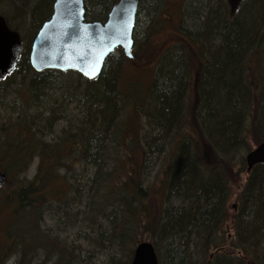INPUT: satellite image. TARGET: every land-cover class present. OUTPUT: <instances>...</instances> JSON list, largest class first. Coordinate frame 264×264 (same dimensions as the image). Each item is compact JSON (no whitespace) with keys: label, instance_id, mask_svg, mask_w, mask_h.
I'll return each mask as SVG.
<instances>
[{"label":"trees","instance_id":"16d2710c","mask_svg":"<svg viewBox=\"0 0 264 264\" xmlns=\"http://www.w3.org/2000/svg\"><path fill=\"white\" fill-rule=\"evenodd\" d=\"M117 1L100 0V11L96 13L95 9L90 10L87 0V18L104 20ZM226 1L221 5L216 0H197L190 9L195 27L204 39L193 40L185 35V27L181 29L187 51H199L198 55L190 54L193 58L199 56L200 61L196 92L201 100L198 98L194 112L188 102L196 78L192 74V58L188 53L183 61L176 55L178 48L166 49L160 55L151 86L154 94L149 129L142 133L144 162H137L135 155L138 136L134 133L141 120L139 107L133 101L135 118L130 123L119 118L125 108L117 88L120 64L115 57L127 59L120 49L109 56L100 77L86 80L85 89L78 91L76 101L83 99L87 107L63 134L46 140L40 128L35 130L27 123L7 127L0 118V138L12 159V166L5 173L14 175L23 164L29 167L28 159H39L35 180L20 184L8 199L18 204L15 225L10 228L15 239L10 243L17 241L21 262H32L41 251V255L52 254L56 264H91L81 260L79 251L83 243L76 245V241L69 243L67 237H50L42 226L39 230L44 221V205L50 203L46 207L51 212H63L62 217L69 216L73 225L84 224L85 228L79 226L76 239L90 243V253L108 258L105 264L108 260L110 264H131L136 246L143 241L152 242L159 257L164 255L166 264H197L193 263L195 258L201 260L199 264H264V164L255 167L242 189L243 196L247 195L249 224H243L242 215H237L239 238L232 243L224 228L229 220L230 170L238 162L244 168L242 158L237 157L241 148L243 153L254 148L248 143L251 127L238 128L249 98L245 87L251 89V82L246 80L250 62L261 60L264 69V0L249 4L233 22L229 20ZM54 2L23 0L17 5V12L22 21L30 22L29 31L36 35L52 15ZM251 46L254 51L246 54ZM183 62L190 71L185 89ZM20 69L25 74L19 82L16 77L18 72L22 73ZM63 77L65 74L58 70L36 72L28 52L6 81L22 91L25 98L28 96L31 106L47 109V103L68 86ZM181 109L183 118L176 124ZM52 111L50 119L65 118ZM30 113L24 117L28 119ZM247 117L252 126L253 121ZM192 118L196 124L191 127ZM174 123L176 126L170 131ZM262 126L258 128L255 146L264 141V123ZM167 135V144L173 147L172 156L161 185L154 191L148 184L145 165ZM232 145L233 149L226 150ZM57 180L64 183L65 190L61 186L48 188ZM19 222L22 227L18 231ZM242 230L247 237L241 236Z\"/></svg>","mask_w":264,"mask_h":264},{"label":"rangeland","instance_id":"374dc122","mask_svg":"<svg viewBox=\"0 0 264 264\" xmlns=\"http://www.w3.org/2000/svg\"><path fill=\"white\" fill-rule=\"evenodd\" d=\"M22 1L23 0H0V13L6 15L9 18L12 26L14 28L17 27V30L21 32L23 36L24 50L25 53H27L29 50V46L31 45L34 38L35 32H33V30L29 31L30 22L22 21V19L20 18V13L17 12V5L20 6ZM252 1L245 0L241 5L240 11L235 14L234 17L231 16L230 12L228 11L229 20L232 22L235 21L237 17H240L239 15L241 14V12H243V9L249 7L250 3V5H253L254 3H257L261 0H254L255 2L253 4ZM99 2L100 0H88L90 10L93 11V9H95L96 13L99 12L100 8L97 7V3ZM188 2V7H183L181 5V0H144L142 16L144 20L147 19L149 21V32L151 33L150 36L147 37L146 40L142 38V41L139 42V47L135 50L136 57L134 59L120 60V55L115 57L116 60L118 59L117 62H119L120 64V67L119 65H117L120 69L117 70V88L120 91V96L123 97L122 99L124 101H122L121 99V104L125 108L124 113L121 112L119 118L122 121L125 119L128 120V123H130L132 119L135 118V114L133 115L131 109L133 101L136 106L139 107L141 112V120H138V127L134 133V136L136 133L138 136L136 147L137 151L135 155L137 158V162L139 163L144 162V154L143 150H141L143 149L142 133H144L145 130L147 131L149 129V112L151 107V99L154 94L151 92V86L154 79L155 69L159 63V57L166 50V48H168L172 44H174L175 50H185L187 46L181 37V26L186 25L185 27L189 28L190 24L195 25L194 20L191 17L192 14H190V9L196 6L197 0H189ZM226 2L228 3V0ZM153 3L156 4L151 5ZM183 13H186L188 15L186 19H182ZM172 16H174V19L172 18ZM263 28L264 27H262V29ZM198 52L199 51H197L196 49H188L189 55L191 53L192 55H198ZM191 58V67L193 71L192 74L196 76L199 70V56L196 58ZM251 60L252 58H250V61ZM250 64L251 70H249V77L246 78V80L252 83H250V91L252 95L249 96L248 94L249 98L246 104L247 107H245V109H249L247 118L253 121L252 126L251 121H248V125L252 129L248 138V143L255 147L254 143L256 139H258L257 131L260 130L258 128L263 127L262 124L264 123V116L262 114H259V110L263 107L264 104V69H262L263 62L261 60L259 63H257V61L255 63L254 60V62H250ZM20 70L22 71V73L19 74L18 72L16 77L19 82L22 81L25 74L23 69ZM64 74L65 77H63L62 81L64 83H67L68 81V86H66L65 91L61 90L56 94L53 102L47 103V107L49 109H44V107H37L35 105L31 106L30 101L27 98L28 96L25 98L22 91L18 90V88H15V86L7 84V79L0 80V118L2 120L1 122H3L2 125H7V127L11 126V128H13L15 125L17 126L21 123L31 124L35 130H37V128H40L42 130L46 137V140H51L52 138L57 137L58 134H63L64 129L70 128L71 124L76 122V119L82 115V112L87 107H85L83 99V102L76 101L78 91L81 92L83 89H85L84 86L87 85L86 79L83 77H78L76 73ZM197 79L198 76H196L194 80V89L193 91H191V94L188 98L191 112H194L196 102L199 98L196 92V84L197 82H199ZM74 82L77 83L76 86V83ZM76 87H78V90L76 89ZM98 87L99 84L97 86V89ZM253 87H255L254 90H252ZM199 100L201 99L199 98ZM127 102H129L130 104ZM197 104L199 107H201L202 102ZM51 111L55 115H62L61 117L65 118L55 120L57 118L56 116L55 118L51 117L52 119H50L49 116L51 114ZM26 113H30L28 119L24 117L27 115ZM32 121H35V123H33ZM190 124L192 127V125L196 124V120L192 118L190 120ZM168 138L169 135L165 136V142L155 149V152L148 158V165H145V175L148 178V184L152 185V190L154 191L161 185V181L165 174L164 172L167 170L169 161L172 156L173 147L167 144ZM0 145L3 146L2 138H0ZM3 148V150H0V169L3 172H6L7 168L9 166H12V159L11 157L9 158L4 146ZM243 150L244 149L241 148V152L237 154V157L240 156V160L242 158L241 155L245 154H242ZM234 161H236V159ZM28 162L30 163L28 168H26V165L23 164L22 166H20L23 167L21 168L22 171H17L16 173H14V175L12 174V172H10L9 174L6 173L8 176L6 181L7 184L5 183V185H3L0 190V264H56L55 257L52 256V254L47 253L41 255V251L37 252V254H39L40 256L34 257V260L32 262L31 260H29L28 262H21V253L19 251V248H17L16 246L17 241L12 245L10 243L14 242L13 240L15 239L14 232L10 231V228L15 225V213L18 204L16 203V200L13 199L9 201L8 199L10 195L13 194V190L16 189L20 184L35 180L39 159L38 157L32 159L31 161H29L28 159ZM89 169L87 172H89ZM21 173L24 174L21 175ZM20 177L25 180L21 181ZM230 180V194L227 201L229 220H227L224 226H226L229 221L226 229V237L229 239V243H232L234 242V240H237L239 238L235 224L237 223V215L241 214L239 211L233 210L232 206L234 204L240 205L242 203V189L245 187L248 180L247 174L239 162L232 171L230 170ZM60 186L62 187V190L66 189V186L60 180L50 183V185H48V188L51 190L52 188L56 189ZM63 193H65V191H63ZM60 195L62 194H59V196ZM47 205H49L50 207V203H45L44 205L45 208L41 215L44 221L41 222L39 230L41 231L42 226V229L49 231V233H47L50 235V237L57 236L61 239L67 237L69 243L70 241H76V245H80L79 242L83 243L84 246L81 247L82 249L79 251V253L81 260H83L84 263L89 262L91 264H105V261L108 258L104 260V257L102 255L99 254L96 256V254L90 253L88 247L90 243L76 239L78 230H80L79 226L82 225L85 228L84 224L73 225L68 218L69 216L66 215V217H62L63 212H60V214L56 211L51 212L52 210L48 209L46 207ZM17 219H19V217H17ZM22 220H25L24 216ZM20 227H22V224L19 222L16 226V229L19 231ZM18 231L16 232L18 233ZM242 234V237L248 236V234H246L244 230H242ZM18 236L20 237V234H18ZM160 258L161 264H166L164 255H161ZM200 261L201 260L196 258L195 260L193 259V263L196 262L197 264H199L201 263ZM253 263L255 264V262ZM106 264H110V261L108 260Z\"/></svg>","mask_w":264,"mask_h":264},{"label":"water","instance_id":"95a60500","mask_svg":"<svg viewBox=\"0 0 264 264\" xmlns=\"http://www.w3.org/2000/svg\"><path fill=\"white\" fill-rule=\"evenodd\" d=\"M139 2L120 0L103 23L86 20L85 0H56L51 18L43 24L32 44V66L38 72L74 70L94 80L102 74L107 58L117 47L133 58ZM21 47L20 33L11 29L6 18L0 15V78L16 67ZM93 72L95 75H91ZM262 163L264 141L248 154V171ZM5 179V173L0 171V187ZM131 264H160L153 243L144 241L138 244Z\"/></svg>","mask_w":264,"mask_h":264},{"label":"bare ground","instance_id":"6f19581e","mask_svg":"<svg viewBox=\"0 0 264 264\" xmlns=\"http://www.w3.org/2000/svg\"><path fill=\"white\" fill-rule=\"evenodd\" d=\"M252 1V0H251ZM253 2H255L254 0L252 1V3ZM221 2L219 1L218 2V4H220ZM251 4V3H250ZM221 5H222V3H221ZM264 31V28L262 29V32ZM264 34V33H263ZM185 35L187 36V37H189V38H191V39H193V40H200V39H203V36L202 35H200V33H199V31L197 30V29H191V30H187L186 32H185ZM254 46V45H253ZM252 48V46L249 48V50L246 52V54H248V53H250V52H253L254 51V48L253 49H251ZM177 54H178V56L179 57H181L182 59H183V61H184V58L185 57H187V54H188V51L185 49V50H182V49H180V50H178L177 51ZM183 64H184V67H185V77H186V79H185V85H184V89H185V86H186V84H187V80H188V78H189V76H190V71H189V68H188V65L186 64V63H184L183 62ZM245 90H246V92H247V94H249V91H248V89L245 87ZM247 107V106H246ZM263 109L264 108H261L260 110H259V114H262V112H263ZM244 113H243V115H242V117H241V121H240V124H239V128L238 129H240V128H242L241 126H244V127H246V128H248V120L246 119V117H247V115H248V113H249V109L247 110V109H244V111H243ZM182 115H183V109H181V111H180V113H179V116H178V119H177V122L175 121V123L176 124H178L181 120H182ZM174 123V125L171 127V129H170V131L174 128V126H176V124ZM235 147V145H232V146H230V147H228V148H226V150H231V149H233ZM257 147V145L254 147V148H256ZM253 148V149H254ZM252 149V150H253ZM252 150H250V151H245L243 154V156H242V161H243V163H244V170H245V172H246V174H247V177H249V175H251L252 174V172H253V170L255 169V167L257 166H255L254 168H252L250 171H248V165H247V156H248V154L250 153V152H252ZM262 164H264V163H262ZM259 165V164H258ZM248 181V180H247ZM247 183V182H246ZM246 196L247 195H245V196H243V198H242V203L239 205V204H234L232 207H233V210H235V211H239L240 213H241V215H242V222H243V224H245V222H248L249 221V219H245V217H246V215H247V208H245V201H246ZM249 224V222L247 223V225ZM224 228L226 229L227 228V226H224ZM251 234V236H253L254 235V233H250Z\"/></svg>","mask_w":264,"mask_h":264},{"label":"flooded vegetation","instance_id":"af4514ba","mask_svg":"<svg viewBox=\"0 0 264 264\" xmlns=\"http://www.w3.org/2000/svg\"><path fill=\"white\" fill-rule=\"evenodd\" d=\"M179 1V0H178ZM189 0H181V5L184 7V6H187L188 7V2ZM195 1V0H193ZM217 2H223V0H216ZM245 0H228V10L230 12V15L234 17L235 14H237L239 11H240V8H241V5L243 4ZM230 4L233 6H235V8L233 9V7L230 6ZM144 6V0H141L140 2V7H139V11H138V14H137V19H136V29H135V47L138 48L139 46V42L142 41V38L144 40H146L147 37H149L148 35V32H149V21L146 19L144 20L143 19V16H142V8ZM183 17L182 19H186V17L188 16L186 13L182 14ZM172 18L174 19V16H172ZM106 20V18L104 19ZM188 22V21H187ZM144 23H145V26H144ZM146 25H147V28H146ZM186 25L184 26H181V29L182 27H185ZM196 29L195 25L194 24H190L189 25V28L185 27L186 31L187 30H191V29ZM150 33V32H149ZM174 48V44H172L171 46L168 47V50H172ZM188 48V47H187Z\"/></svg>","mask_w":264,"mask_h":264},{"label":"snow or ice","instance_id":"6c2138e0","mask_svg":"<svg viewBox=\"0 0 264 264\" xmlns=\"http://www.w3.org/2000/svg\"><path fill=\"white\" fill-rule=\"evenodd\" d=\"M86 74H88V73H86ZM91 75H95V73L93 72V73H91Z\"/></svg>","mask_w":264,"mask_h":264}]
</instances>
